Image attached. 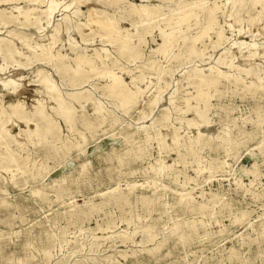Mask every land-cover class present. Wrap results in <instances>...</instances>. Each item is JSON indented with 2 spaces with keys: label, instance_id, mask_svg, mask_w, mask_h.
<instances>
[{
  "label": "rangeland",
  "instance_id": "1",
  "mask_svg": "<svg viewBox=\"0 0 264 264\" xmlns=\"http://www.w3.org/2000/svg\"><path fill=\"white\" fill-rule=\"evenodd\" d=\"M25 1L0 0L9 138L0 156L17 157L0 163V264H264V0H188L197 14L177 30L185 37L166 45L171 0H128L123 14L120 0H107L102 8L123 17L126 31L140 20L137 6H149L152 29L131 50L96 31L84 3L67 9L73 0H60L37 29L18 12ZM214 6L215 22L192 50ZM8 41L12 60L3 53ZM44 52L61 57L38 59ZM77 55L96 66L87 63L71 85ZM107 70L135 91L131 103L111 93ZM43 74L79 100L71 127L49 107L53 120L34 134L36 120L17 117L10 104L34 108ZM202 75L213 81L207 106L196 96ZM190 106L206 110V121L194 122Z\"/></svg>",
  "mask_w": 264,
  "mask_h": 264
},
{
  "label": "bare ground",
  "instance_id": "2",
  "mask_svg": "<svg viewBox=\"0 0 264 264\" xmlns=\"http://www.w3.org/2000/svg\"><path fill=\"white\" fill-rule=\"evenodd\" d=\"M107 0H73L71 3L67 4V9L71 8L75 3H84L88 5V11H89V21L90 24L94 27V29L100 33L101 35L108 36L111 38L112 42H114L116 45L119 46L122 50H131L136 47L133 41L134 38H137V40H142L143 36L146 32L151 31V26L148 24L149 21L152 19L148 16H145L146 13L149 12V6L147 5H138L137 9L139 8L142 11V15L140 17L139 21H146L145 25L141 30H139V26L137 25V22L134 19H131L133 25L132 31H126L123 28V17L119 19H114L110 17L106 11L105 8H102L104 2ZM114 1V0H112ZM119 1V0H118ZM258 1V0H255ZM60 0H26L25 5H22L18 8V12L24 14L25 19L31 24L32 26L36 27L37 29H40L42 27L41 20L43 17H46L47 20L50 19L52 13L57 9V7L60 4ZM120 12L127 13V11L132 10V3L128 0H120ZM46 3V8H42L43 4ZM236 3V2H234ZM217 6H214L211 8L208 12V20L206 24L203 26L201 31L196 35L194 40H192V50L195 49V41L200 38L203 34L208 32V30L213 26L215 22V12L217 11ZM237 6H234L233 10L230 13V16L233 20H238L239 16L236 11ZM32 11H36L37 15L33 16ZM168 16L164 22V25H166L167 30L164 32L165 36L163 39V44H167L168 42H171L175 40L178 37H185L186 32H178L179 28L183 23H186L190 21L191 18H193L197 12H196V3L188 2V0H171L169 4L167 5L166 10ZM3 11L0 10V16H3ZM82 13V10L80 8L74 10V16L79 17ZM69 13L65 14L64 17H68ZM144 16V17H143ZM254 21H257V17H254ZM139 30V31H138ZM137 31V33L135 32ZM220 36H222L220 32ZM25 42V40L23 41ZM162 47V45H161ZM14 44L10 41L5 42L3 45V53L4 56L7 57L9 60L13 59L14 54ZM72 49L75 51L76 46L72 45ZM261 56L263 58V67H264V49L261 53ZM61 56L60 54L53 55L49 52H44L42 54H39L37 56L38 59L42 61H55L59 59ZM27 59H29L27 57ZM97 59H100V55L97 57ZM87 63H89L92 67H95V60L89 59L86 55H77V66L73 69V72L70 77L66 79V82L68 81L71 85H76L77 81L85 74L87 70ZM59 64L56 63V68L59 69ZM86 67V68H85ZM68 69V67H65ZM260 68L254 64L253 61L249 62V66L247 68V72L251 73L252 75H257ZM104 76H107L110 78V89L111 93L114 95H119L122 98V103L127 104L131 103L133 99L135 98V91L130 90L127 85L124 83L122 77L120 75H117L112 70L105 71ZM196 96L202 100L205 101V106L208 104V98H209V92L208 87L213 82L211 79L200 76L196 77ZM256 78V77H255ZM255 80V79H254ZM253 80V81H254ZM40 85L37 89V100L35 103L34 108L27 110V108L20 102H15V100L10 104L12 107L11 109L15 113L17 117H20L24 119L27 122H30L32 120H36L35 126H34V134H40L37 129H39L40 125L45 124L49 125L51 121L53 120L51 117V114L49 113L48 109L51 107L53 109V112L58 114L60 117L64 118L67 122L68 126L71 127L74 120V114H75V101L79 100V94L77 92H70L68 94H64L61 86L59 83H57L51 76L48 74H43L39 78ZM7 84V83H5ZM160 92L163 90L160 89ZM2 94V93H1ZM0 94V96H2ZM161 100L160 94L156 95L155 98L152 100V103H158ZM207 101V102H206ZM95 109L100 108L98 103H95L94 105ZM4 109V107H3ZM2 107H0V140H6V145L9 147V138H8V130L5 126L1 125L2 115L4 110ZM189 109L194 110L195 116L193 117V121L196 123L206 121V110L200 109L198 106H190ZM173 139H178V131L174 130L171 132ZM166 134L161 133L158 138L161 139ZM84 139V136H83ZM5 159L8 160V162L17 160V157L13 154H10L9 156H0V163H2Z\"/></svg>",
  "mask_w": 264,
  "mask_h": 264
}]
</instances>
